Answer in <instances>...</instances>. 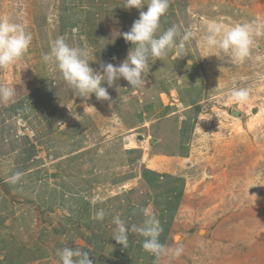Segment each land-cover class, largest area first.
Masks as SVG:
<instances>
[{"label":"rangeland","instance_id":"rangeland-1","mask_svg":"<svg viewBox=\"0 0 264 264\" xmlns=\"http://www.w3.org/2000/svg\"><path fill=\"white\" fill-rule=\"evenodd\" d=\"M2 2H5L0 12L2 17L23 25L31 32L33 40L18 66L0 69V87L16 88L13 99L6 102L0 100V143L1 138L5 142V146L0 144V165L10 170L11 161L2 156L7 153L4 148L15 152L10 154L11 159L15 154L18 157L27 154L32 156V163L18 161L22 170H19L18 162H13L18 173L24 172L30 177L25 179V176H20L24 185L12 191L10 200L19 206V211L25 209L31 215L21 218L20 224L23 227L14 224L8 237L0 235V255L5 252V256L0 257V264H57V253L65 243L69 247L84 249L82 243L75 245L73 241V236L79 237L82 234L79 230L75 233L77 229L72 227L70 223L73 221L66 214L59 217L60 209L50 211L43 208V194H47V189L43 186H51V182L68 184V175L71 173L77 179L72 183H79L88 176L90 171L86 172V169H109L111 163L118 162V152L113 150L112 143L102 151L98 150L99 146L93 147L92 154L87 155L90 156L89 161L81 150L96 140L104 139V134L110 133V130L106 131L108 127H116L119 121H124L123 103L134 95H131L133 89L128 86V82L120 78L108 88L110 101L97 100L94 94L87 99L77 96L63 80L55 64L46 63L43 56L50 51V44L56 38L64 37L73 46L87 47L93 60L90 66L94 70L99 71L100 64L105 61L119 65L127 59L132 45L116 39L125 29L131 28L139 18L140 10L125 9L123 0H1ZM114 10L122 12V15H115ZM143 10L146 11V6ZM213 20L227 26L254 21L264 23V0H170L168 12L161 18L160 30L157 32L159 36L173 26L181 35L189 29L196 32L195 38L185 42L183 51L179 49L178 37L177 47L170 50L165 58L171 62L166 66L176 71L177 74L173 73L175 75L184 74L190 66L204 74L202 112L196 122L197 134L186 170L189 180L195 183L193 185L204 188L197 205L208 207L207 217L210 216L208 209L216 202L223 201L227 196L223 191L228 186L232 187L235 182V186H247L242 187L240 193H235L236 202L244 203L250 199L251 189L252 195H256L258 200L261 194L264 195V186L261 190H254V186H258L264 178V29L261 34L254 36L250 56L240 62L230 55L225 56L219 49H210L205 45L206 25ZM73 28L79 30L75 35ZM116 42H120V45L116 46ZM106 49L109 51L106 52ZM172 56L175 57L170 61L169 57ZM185 61L192 62V65H187ZM162 66L160 59L152 58L148 74L155 75V70ZM147 84L145 82L143 86L136 88L139 91L136 95L146 93ZM104 86L107 87V84ZM233 88L249 90L250 97L246 104H237L228 99V92ZM233 112L238 115L233 116ZM78 124L87 129L76 134L78 143L72 139L73 145L66 137L69 128ZM53 132L63 149L64 158L57 162L43 161V154H49L46 150V138L49 139ZM112 134L110 138L121 148L122 135L116 134L114 130ZM41 139L44 144L40 143ZM31 142L36 145H31ZM42 147L45 148L44 151ZM74 152L81 154V158L71 159ZM24 163H28L27 166ZM23 166L27 167L24 171ZM75 167L76 171L73 170ZM26 171L30 172L26 174ZM35 172H38L39 177L35 179L34 185H26L35 177ZM246 172L249 174L244 184H238L239 177ZM112 173L109 170L100 173L99 177H88L93 186L102 187L103 190H96L86 196L97 198L104 194V189L107 188L105 185L110 183ZM213 174L216 176L211 177ZM53 178H58L59 181ZM71 195L84 197L76 191ZM218 195L220 198L212 204L211 200ZM79 220H83V216ZM69 225L72 230L70 241L65 239V231ZM180 234L175 235L176 240L172 241L171 237L170 244L166 247L167 253L158 257L154 264H199L187 251L179 256L174 254L183 240ZM205 234L206 231L201 229L199 235ZM32 253L37 256H32ZM93 256L92 264H100V257L95 254Z\"/></svg>","mask_w":264,"mask_h":264},{"label":"crops","instance_id":"crops-1","mask_svg":"<svg viewBox=\"0 0 264 264\" xmlns=\"http://www.w3.org/2000/svg\"><path fill=\"white\" fill-rule=\"evenodd\" d=\"M4 3L0 0V12ZM114 14L117 15L119 12ZM129 30L125 29L123 32ZM123 39L121 34L116 40L124 42ZM117 45H120V42H116ZM174 57H169L170 61H173ZM105 60H108V57H105ZM161 63L163 66L155 70L153 73L155 75L146 76L145 82H148L146 93L140 92L138 96L136 93L139 91L128 84L133 89L131 95L134 96L125 99V105L123 103L124 121H119L116 127H108L106 131L110 130V133L106 132L104 139L96 140L81 150L89 161L90 156L87 155L92 154L93 147L99 146L98 150L102 151L112 143L113 150L118 152L119 161L111 163L109 169H86V172H90L83 178L84 180L78 178L79 183H72L77 179L71 173L68 175V184L60 182L54 184L51 182V186L45 184L43 188L47 189V194H43L45 201L43 208L50 211L60 209L59 217L66 214L74 223H70L72 227L77 229L75 233L79 230L82 234L79 237L73 236L75 245L82 243L83 251L88 252L91 260L94 254L100 257V264H154L158 257L146 252L142 248L143 238L131 230L133 225H140L146 215L158 219L162 228L159 237L161 244L167 247L171 237L172 241L176 240L175 235L181 233L183 240L179 245L185 247L182 252L187 251L189 256H194L196 261H199V264H264V195L261 194L258 200L256 195H252L251 189L250 199H245L244 203L235 201V193H240L242 187H247L239 183L244 184L249 172L239 177L237 182L239 186H235V182L232 187L228 186L226 191L222 190L223 193H227L223 201L213 204L220 198L219 195L211 200L213 205L208 209L210 211L208 217V207L202 208L200 204L197 205L204 188L193 185L195 183L188 177L187 163L192 156V145L197 134L196 122L201 115L204 100V74L190 66L183 72L184 74L175 75L176 71L166 66L171 62L164 57ZM185 63L192 65V62ZM85 129L87 128L82 124L72 126L68 130L67 141L73 143L74 139V142H77L75 137ZM113 130L116 134L122 135L124 143H121V148H118L115 140L110 138ZM56 131L60 132L58 128ZM40 143L44 144L43 139ZM0 144L5 146L3 138ZM31 145L36 144L31 142ZM46 145L49 154L47 156L43 154V161L57 162L64 158L63 149L55 132L50 134L49 139L46 138ZM42 150L45 148L42 147ZM4 151L7 153L2 156L11 161V164L9 171L7 167L0 165V235L8 237L14 224L23 227L20 224L21 218L31 215L28 210L19 211V206L10 200L12 191L24 185L23 178L15 182L12 180L18 173L13 162L32 163L30 160L32 156L27 154L18 157L15 154L11 159L10 154L15 152L7 148H4ZM74 154L71 159L81 158V154L76 152ZM19 162V170H22ZM26 168L24 167L23 171ZM73 170L76 171L77 168ZM109 170L113 173L110 174V183L105 185L107 188L104 189V194L97 198L86 196L96 190L100 192L103 190L102 187L93 186L92 180L88 177H99L100 173ZM20 174L21 177L25 176V179L30 177L24 172ZM34 175L35 177L26 185H34L35 179L39 177L38 172ZM53 179L59 181L58 178ZM263 186L264 178L260 180L258 186H254V190H261ZM74 191L84 197L72 196ZM101 211L105 215L102 220H98L96 215ZM80 216H83V220H79ZM115 216H119L129 226L128 243L125 248L112 238L115 227L112 221ZM71 225L65 231L67 234L65 239L68 241L72 240V230L69 229ZM201 229L206 231L204 236L199 235ZM31 255L37 256L35 253ZM4 256L5 252H2L0 257Z\"/></svg>","mask_w":264,"mask_h":264},{"label":"clouds","instance_id":"clouds-1","mask_svg":"<svg viewBox=\"0 0 264 264\" xmlns=\"http://www.w3.org/2000/svg\"><path fill=\"white\" fill-rule=\"evenodd\" d=\"M170 0H123L125 9L140 10L130 30L122 33L126 42L132 44L127 59L119 65L101 63L100 70L90 66L91 60L87 47L73 46L64 37L56 38L50 44V51L43 56L46 63H54L63 80L73 89L74 94L82 98H90L93 94L97 100L110 101L108 88L123 78L130 87L139 88L145 84L149 73V64L152 58L163 59L170 50L177 47V38L180 39L179 49L183 51L185 42L196 37V32L186 30L183 35L173 26L157 36L160 30V21L169 9ZM146 6V11L143 10ZM264 23H238L227 26L222 22L209 21L206 25L207 35L205 45L210 49H219L225 56L243 62L250 56L254 43V36L261 34ZM78 28H73L75 35ZM119 34V33H118ZM33 36L31 32L8 18L0 17V69L18 66L28 52ZM115 59V58H114ZM107 84V87L104 84ZM16 94L15 86L0 87V100L9 101ZM250 93L246 88H233L228 92V99L237 104H246ZM21 174L16 173L12 180L15 182ZM104 213L98 212L96 219L102 220ZM113 239L123 248L127 247L129 226L119 216L113 217ZM131 230L138 233L142 239V248L159 257L166 254L168 249L160 242L162 228L158 219L146 215L140 225H133ZM90 249V248H89ZM182 247L175 249L176 256L181 255ZM57 264H92L88 252L64 244L58 251Z\"/></svg>","mask_w":264,"mask_h":264},{"label":"trees","instance_id":"trees-1","mask_svg":"<svg viewBox=\"0 0 264 264\" xmlns=\"http://www.w3.org/2000/svg\"><path fill=\"white\" fill-rule=\"evenodd\" d=\"M114 11L116 12V10H114ZM119 11H120V10H119ZM115 12H114V13H115ZM120 15H122V12H119V14H117V16H120Z\"/></svg>","mask_w":264,"mask_h":264},{"label":"water","instance_id":"water-1","mask_svg":"<svg viewBox=\"0 0 264 264\" xmlns=\"http://www.w3.org/2000/svg\"><path fill=\"white\" fill-rule=\"evenodd\" d=\"M232 115H233V116H237L238 114H237V113H235V112H233V113H232Z\"/></svg>","mask_w":264,"mask_h":264},{"label":"bare ground","instance_id":"bare-ground-1","mask_svg":"<svg viewBox=\"0 0 264 264\" xmlns=\"http://www.w3.org/2000/svg\"><path fill=\"white\" fill-rule=\"evenodd\" d=\"M179 238H182V236H179Z\"/></svg>","mask_w":264,"mask_h":264}]
</instances>
